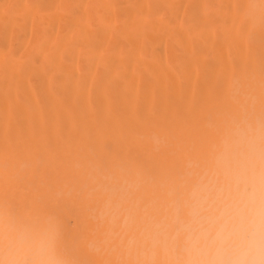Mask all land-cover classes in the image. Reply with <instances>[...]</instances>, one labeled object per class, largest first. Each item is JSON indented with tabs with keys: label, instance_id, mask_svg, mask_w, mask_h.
I'll return each mask as SVG.
<instances>
[{
	"label": "bare ground",
	"instance_id": "1",
	"mask_svg": "<svg viewBox=\"0 0 264 264\" xmlns=\"http://www.w3.org/2000/svg\"><path fill=\"white\" fill-rule=\"evenodd\" d=\"M237 90L264 115V0H0V206L54 217L76 264H122L88 250L96 181L139 174L158 195Z\"/></svg>",
	"mask_w": 264,
	"mask_h": 264
},
{
	"label": "clouds",
	"instance_id": "2",
	"mask_svg": "<svg viewBox=\"0 0 264 264\" xmlns=\"http://www.w3.org/2000/svg\"><path fill=\"white\" fill-rule=\"evenodd\" d=\"M239 104L210 123L212 138L158 195L145 200L139 174L100 177L105 226L88 250L116 252L122 264H264V115ZM155 150L164 138H147ZM0 264H76L61 244L54 217H22L0 206Z\"/></svg>",
	"mask_w": 264,
	"mask_h": 264
}]
</instances>
